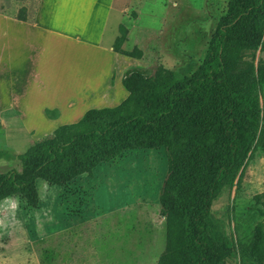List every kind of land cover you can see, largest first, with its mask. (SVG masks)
I'll return each instance as SVG.
<instances>
[{
  "label": "trees",
  "instance_id": "obj_1",
  "mask_svg": "<svg viewBox=\"0 0 264 264\" xmlns=\"http://www.w3.org/2000/svg\"><path fill=\"white\" fill-rule=\"evenodd\" d=\"M197 69L184 75L157 67L152 75L132 69L122 86L127 97L113 107L88 109L17 156V169L0 173V203L20 197L38 204L36 181L64 188L97 166L127 151L165 148L167 175L158 204L165 230L157 264H264V231L233 243L212 217L213 201L240 180L250 156L264 154L260 92L264 62L245 57L264 51V0H225ZM25 10L18 18L24 20ZM113 50L141 59L137 47L121 50L127 29L120 26ZM48 113V112H47Z\"/></svg>",
  "mask_w": 264,
  "mask_h": 264
},
{
  "label": "rangeland",
  "instance_id": "obj_2",
  "mask_svg": "<svg viewBox=\"0 0 264 264\" xmlns=\"http://www.w3.org/2000/svg\"><path fill=\"white\" fill-rule=\"evenodd\" d=\"M116 8L122 12L111 13L103 47L114 46L118 29L123 26L128 30L124 49L131 51L137 47L142 51L143 73L152 75L157 67H164L189 75L202 62L217 22L226 13L227 3L116 0ZM245 60L254 65L264 62V51L248 54ZM132 69L136 68H129ZM58 77L57 72L46 74L48 84L42 86L43 96L64 94L65 88L73 90L70 87L76 84H66ZM33 96L39 97L35 90ZM260 106L264 118V84ZM51 112L46 110L47 116L57 115V111ZM25 117L29 127L19 123L15 112L0 113V150L17 156L53 132L30 133L33 126L44 128L36 108L27 110ZM17 168L15 160L0 158V173ZM91 174L81 175L80 182L90 188L75 198L65 189L42 180L36 181V208L20 197H11L18 200V208L14 213L0 212V218L5 219V226L0 227V264H157L164 250L163 234L152 229L153 244L140 245L144 240L140 230L163 226L158 197L167 175L165 148L127 151L111 163L97 166ZM124 205L131 206L120 211ZM77 211L81 219L76 216ZM211 213L217 227L233 243L249 242L258 226L264 231L262 152L250 156L240 180L221 191L212 203ZM92 218L96 220L86 222ZM224 264L248 263L234 255Z\"/></svg>",
  "mask_w": 264,
  "mask_h": 264
},
{
  "label": "crops",
  "instance_id": "obj_3",
  "mask_svg": "<svg viewBox=\"0 0 264 264\" xmlns=\"http://www.w3.org/2000/svg\"><path fill=\"white\" fill-rule=\"evenodd\" d=\"M115 1L0 0V113L15 112L19 123L29 127L25 113L36 108L44 128L33 126L30 133L42 135L78 121L90 107L120 104L128 95L122 79L130 67L140 70L143 53L137 59L115 52L113 46L103 47L111 13L122 12L115 9ZM21 8L25 10L24 20L18 18ZM126 41L121 50L128 51L124 49ZM56 72L61 82L76 84L77 88L71 86L73 90L65 88L64 94L43 96L42 86L48 84L46 74ZM34 90L39 97L33 96ZM46 110L57 111V115L47 116ZM80 177L63 188L74 198L90 188L80 182ZM80 211L76 214L79 219ZM161 221L163 224L162 217ZM152 229L159 230L165 240L164 226L159 229L152 225L148 230H140L144 234L140 245L153 244Z\"/></svg>",
  "mask_w": 264,
  "mask_h": 264
},
{
  "label": "clouds",
  "instance_id": "obj_4",
  "mask_svg": "<svg viewBox=\"0 0 264 264\" xmlns=\"http://www.w3.org/2000/svg\"><path fill=\"white\" fill-rule=\"evenodd\" d=\"M18 208V200L11 197L6 198L3 205H0V212L14 213ZM5 226V219L0 218V227Z\"/></svg>",
  "mask_w": 264,
  "mask_h": 264
}]
</instances>
